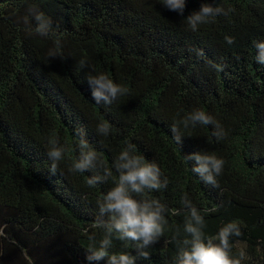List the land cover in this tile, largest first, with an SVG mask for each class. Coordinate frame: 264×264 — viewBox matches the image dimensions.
<instances>
[{
  "label": "trees",
  "instance_id": "obj_1",
  "mask_svg": "<svg viewBox=\"0 0 264 264\" xmlns=\"http://www.w3.org/2000/svg\"><path fill=\"white\" fill-rule=\"evenodd\" d=\"M202 2L234 11L193 31L185 18ZM186 5L181 17L160 0H0V264H87L89 249L104 238L98 202L114 186L112 165L125 140L168 180L148 194L170 210L168 224L145 249L149 259L136 264H172L176 230L177 239L186 235L185 194L207 210L206 237L237 221L242 235L233 238V256L243 250L242 264H264V65L254 47L264 42V0ZM37 13L62 33L59 47L55 36L35 31ZM50 50L59 55L50 58ZM101 72L129 90L111 105L91 98L87 76ZM198 108L220 123L225 138L217 140L211 125L179 124ZM104 121L113 126L107 136L97 131ZM78 128L113 171L95 187L87 178L103 175L102 168L71 171ZM54 132L74 148L55 174L47 155ZM196 151L224 159L218 186L190 171L194 162L184 156ZM108 251L136 255L133 244L116 239Z\"/></svg>",
  "mask_w": 264,
  "mask_h": 264
},
{
  "label": "clouds",
  "instance_id": "obj_2",
  "mask_svg": "<svg viewBox=\"0 0 264 264\" xmlns=\"http://www.w3.org/2000/svg\"><path fill=\"white\" fill-rule=\"evenodd\" d=\"M161 5L168 11L174 12L181 17L185 16L186 0H160ZM228 11H234L229 9ZM228 11L220 6H213L211 3L202 2L198 10H194L185 18L187 25L196 31L200 25L214 22L219 15H227ZM36 21L35 31L42 35H53L56 37L57 47L60 45V37L57 28H53L51 18L43 13L34 16ZM228 44L235 41L232 37L226 36ZM257 55L255 57L258 64L264 65V42H254ZM59 53L50 50V58H56ZM83 64L84 62L81 61ZM218 71H222L221 66L214 65ZM87 83L91 90V98L95 104L101 103L111 105L119 96L126 95L128 88L114 82L106 73L89 74ZM179 124L183 128H195L197 125L213 127L212 135L217 139L226 137V132L213 116L204 109L198 108L190 112ZM112 125L101 122L97 125L99 134L107 136L112 131ZM173 140L181 148L183 137L178 133V127L173 126ZM76 137L79 155L71 164V171L74 173H84L94 167H100L103 175H94L87 178V185L95 187L100 183L107 182L113 178V171L105 166L102 159L103 154L97 152L87 139V133L83 128L76 129ZM50 150L47 155L51 163V172L55 174L57 164L64 159L65 154H70L74 148L67 143L61 144L59 136L54 132L48 139ZM124 147L117 156L115 168L118 176L114 179V186L102 196L98 202L101 219L97 221V226L104 229V238L100 241L99 247L90 248L85 259L87 264H99L107 258V264H136L137 258L149 259V253L145 249L155 245L163 236L165 227L168 224L166 214L170 211L159 199L150 197L148 194L153 191L166 189L167 178L162 179V172L159 165L154 161H149L134 143L124 141ZM185 161L194 162L190 171L198 175L205 183L218 186L217 177L222 173L225 161L215 153L196 151L184 156ZM182 203L187 209L188 215L184 225L183 239L179 229L173 239L179 245L177 255L172 264H242L245 252L241 250L238 256H233V238L242 235L240 223L232 221L221 227L214 236H205V219L207 210L203 212L195 207L188 196L182 197ZM178 214V212H174ZM106 217V219H105ZM116 239L135 246L136 255L130 253L109 254L108 249L112 245V240Z\"/></svg>",
  "mask_w": 264,
  "mask_h": 264
}]
</instances>
